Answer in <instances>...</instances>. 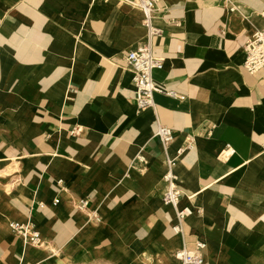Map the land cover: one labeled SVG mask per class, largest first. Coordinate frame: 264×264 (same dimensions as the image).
Here are the masks:
<instances>
[{"label": "crops", "instance_id": "1", "mask_svg": "<svg viewBox=\"0 0 264 264\" xmlns=\"http://www.w3.org/2000/svg\"><path fill=\"white\" fill-rule=\"evenodd\" d=\"M233 1L234 12L223 0L160 1L153 53L165 62L153 78L181 98L156 94L155 110L141 112L125 60L146 37L139 8L0 0V173H17L16 191L0 189V264H39L27 259L38 248L15 240L19 221L70 264L168 263L182 242L162 200L157 122L175 132L172 154L195 141L175 172L180 206L194 212L186 231L207 244L204 264H264V69L243 67L264 0ZM227 146L234 153L223 157ZM80 199L101 217L90 228Z\"/></svg>", "mask_w": 264, "mask_h": 264}, {"label": "built area", "instance_id": "2", "mask_svg": "<svg viewBox=\"0 0 264 264\" xmlns=\"http://www.w3.org/2000/svg\"><path fill=\"white\" fill-rule=\"evenodd\" d=\"M161 0H119L121 3L138 4L143 14L142 26L146 29V37L134 49L128 52L125 57L126 63L133 74V84L135 89V104L139 111L147 109L155 110V95L161 94L171 98H181L177 92L168 90L164 86L158 84L153 73L161 70L164 66L165 58L157 57L153 53V41L160 37L163 33L161 28L153 24L155 13ZM229 4V11L234 12L237 6L233 0H223ZM264 18V9L261 12ZM245 61L243 67L250 75H256L264 69V27L256 29L254 33L247 39L244 45ZM78 130L74 128L71 133L77 134ZM159 139L162 153L165 161V173L162 177L164 183V192L162 200L164 204L171 206L175 213V222L171 226L172 232L180 236L182 245L173 253V261L168 264H204L207 244L205 241L191 237L186 231V220L193 215V209L190 206L181 207L180 202L184 196L181 186V180L176 174L175 169L178 161L195 148V141L192 136H187L185 143L179 146L175 153L170 151L171 145L175 140V132L171 128L157 122V130L155 133ZM234 153L229 146L222 153L223 157H228ZM136 161L143 167L148 163L147 158L143 154L136 156ZM60 189H63V180L56 182ZM59 199L53 201L54 205L59 203ZM75 209L88 214L89 218L96 223L101 221V217L96 210H90L89 200L80 199L74 203ZM39 207H45L44 203H39ZM200 212V210H199ZM13 233L21 240L34 246H44L45 241L36 229L35 224L31 221L27 223L12 222ZM20 264L23 259H20Z\"/></svg>", "mask_w": 264, "mask_h": 264}, {"label": "rangeland", "instance_id": "3", "mask_svg": "<svg viewBox=\"0 0 264 264\" xmlns=\"http://www.w3.org/2000/svg\"><path fill=\"white\" fill-rule=\"evenodd\" d=\"M2 173H5L6 174L7 171L6 172H2ZM16 175H17V173H15V174H7L4 177L0 175V178L3 177L2 178L3 184L0 182V189L2 188L1 186L10 184V185L14 186V187L10 186V190L11 191H16V185H15L16 184V181H17ZM3 188H4V186H3ZM86 221H87L86 224H87V227L88 228H90L91 225L94 226V224H95V221L89 219V216H86ZM19 222H24V221H19ZM13 237H14L13 235H9L3 241L4 242H7L8 244H10V242H11V240H12ZM15 240L18 243H21V240L18 237H16ZM30 247H32L31 244H28V243H26L24 241L22 242V249L28 250ZM49 247H48V249H46L44 246L37 247L38 248V251H39L38 254H37L38 257H35V258L28 257L27 259L30 262H33V263L34 262H38L39 264H58V262L59 263H62V264H70L66 260H64V261L61 260V255L60 254H57L55 252V248H53L50 245H49ZM50 249L54 250L55 253L54 252L51 253V251H49ZM44 259H45V261H44Z\"/></svg>", "mask_w": 264, "mask_h": 264}, {"label": "bare ground", "instance_id": "4", "mask_svg": "<svg viewBox=\"0 0 264 264\" xmlns=\"http://www.w3.org/2000/svg\"><path fill=\"white\" fill-rule=\"evenodd\" d=\"M133 5H134L135 7H137V8L140 9V6H139L138 4H133ZM4 174H5V173H4ZM0 175H1V176H4L3 173H0ZM1 187H2V186H1ZM5 191H6V193H9V192H10V185H7V186H6ZM202 213H203V211H202ZM190 217H191V216H190ZM190 217H189V218H190ZM89 219H90V218H89ZM91 220H92V219H91ZM187 220H188V219H187ZM187 220H186V221H187ZM93 221H94V220H93ZM27 222H28V221H27ZM27 222H25V223H27ZM20 223H23V222H20ZM10 228H11V230H12V222L10 223ZM12 232H13V231H12ZM13 234H14V233H13ZM176 236H177V235H176ZM201 239H202V238H201ZM203 240H204V239H203ZM23 241H24V240H23ZM204 241H205V240H204ZM24 242H25V241H24ZM26 243H27V242H26ZM32 246H34V245H32ZM34 247H40V246H34ZM44 247H45V248H48V247L46 246V244H44ZM150 257H151V256H150ZM158 258H159V257H158ZM158 258H157V259H158ZM172 261H173V257L171 256V260H170L169 262H172ZM169 262H168V263H169ZM168 263H165V264H168Z\"/></svg>", "mask_w": 264, "mask_h": 264}]
</instances>
